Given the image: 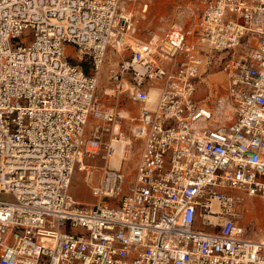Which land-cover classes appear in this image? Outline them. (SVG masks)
I'll list each match as a JSON object with an SVG mask.
<instances>
[{"label":"built area","instance_id":"1","mask_svg":"<svg viewBox=\"0 0 264 264\" xmlns=\"http://www.w3.org/2000/svg\"><path fill=\"white\" fill-rule=\"evenodd\" d=\"M119 3L0 0V193L13 198L0 200V264H264V234L238 208L264 200V0H196L191 22L136 49ZM119 47L131 54L111 90L133 106L139 153L131 177L104 165L84 203L73 174L123 118L96 97ZM218 52L224 118L195 97Z\"/></svg>","mask_w":264,"mask_h":264},{"label":"rangeland","instance_id":"2","mask_svg":"<svg viewBox=\"0 0 264 264\" xmlns=\"http://www.w3.org/2000/svg\"><path fill=\"white\" fill-rule=\"evenodd\" d=\"M125 2V3H124ZM120 3L121 13H132L131 22L134 31L131 32V41L127 40V45L136 49L140 45L146 43L150 38L153 40L165 36L167 30L174 24L189 23L193 20L192 8L196 0H124ZM124 3V4H123ZM128 11V12H127ZM71 48H67L66 53L77 56ZM131 54L130 47L120 51L117 54L108 51L103 64L100 67L98 83L96 88V97L107 106H113L114 111L132 109L133 106L123 96H114L111 91L105 92L106 88L112 89L111 70L117 67L122 57H128ZM225 52L215 54L212 61L205 65V71L201 74L197 85L195 97L199 100H205L207 105H213L221 97H226L228 93L229 81L228 75L221 69L222 62L226 58ZM78 60V57H76ZM75 63V60H71ZM79 64L84 68L85 59L78 60ZM104 91V92H103ZM120 132L122 136H130L133 141L132 159L126 161L125 168H121L128 177H131L138 153L139 144L133 138L130 127V120L120 118ZM120 138V134L115 135L109 133L103 138L99 154L95 158L87 161V166L91 170V180L96 179L99 175L100 167L108 165V158H102L106 155L110 138ZM89 184L85 182L84 173L75 171L71 180L70 194L78 200L91 202L93 197L90 195ZM243 199L239 203V221L242 224L250 225L254 228L253 235L264 234V202L258 197H247L242 195ZM245 197V198H244ZM13 198L4 193H0V200H12ZM245 200V201H243ZM244 203H246L244 205Z\"/></svg>","mask_w":264,"mask_h":264},{"label":"bare ground","instance_id":"3","mask_svg":"<svg viewBox=\"0 0 264 264\" xmlns=\"http://www.w3.org/2000/svg\"><path fill=\"white\" fill-rule=\"evenodd\" d=\"M121 2H124V0H120V3ZM120 3H119V7L121 6ZM122 7H120V9L122 11L125 10V8L123 9ZM126 14L129 15V16H133V14L131 12L130 13H126ZM130 39H131V32H128V33H126L124 40H125V42H127V40L131 41ZM121 49L122 48L119 47L118 50L121 51ZM111 52H113V51H111ZM104 91L108 92V91H111V89L106 88ZM148 96H149V101L150 102L154 101L156 99V96H157L156 89H151L149 91V93H148ZM221 98H225V97H221ZM221 98L218 101H216L215 110H216V113L219 114L220 118H224L225 117V113H226V108L224 106L220 107V105H222L224 103L223 99H221ZM205 100L206 99H203L201 101L203 103H205ZM118 114H119L120 117H123L126 120H130V116H131L130 115V109L128 110V109L124 108V109L120 110L118 112ZM130 123H131V121H130ZM113 132H117L118 134H120V138L112 137L110 139L109 147L111 149L109 150V153H108V155H109L108 163L113 168H119V167L125 168L126 161H129L130 159H132L133 141H132V138L130 136L129 137L128 136H122V132H120V124H119V122L113 124ZM87 165H85V163H84V179H86L87 182L86 181L85 182L87 184H90L91 176H88L86 178V174L90 175L91 174V170L89 169V166H87ZM102 167H100V170H101ZM100 170H99V173H100ZM79 172H82V170H80ZM70 186H71V183H70ZM70 186H69V191H70ZM246 196L247 197H251V196H248V195H246ZM242 199H243V197H242ZM76 200L77 201H81V200H78V199H76ZM243 201H245V200H243ZM82 202L91 203V202H88V201H82ZM262 202H264V200H262ZM245 204L246 203H244V205Z\"/></svg>","mask_w":264,"mask_h":264},{"label":"crops","instance_id":"4","mask_svg":"<svg viewBox=\"0 0 264 264\" xmlns=\"http://www.w3.org/2000/svg\"><path fill=\"white\" fill-rule=\"evenodd\" d=\"M197 89V88H196Z\"/></svg>","mask_w":264,"mask_h":264}]
</instances>
